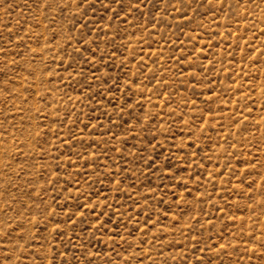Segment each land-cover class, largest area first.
<instances>
[{
  "label": "rangeland",
  "instance_id": "374dc122",
  "mask_svg": "<svg viewBox=\"0 0 264 264\" xmlns=\"http://www.w3.org/2000/svg\"><path fill=\"white\" fill-rule=\"evenodd\" d=\"M0 264H264V0H0Z\"/></svg>",
  "mask_w": 264,
  "mask_h": 264
}]
</instances>
